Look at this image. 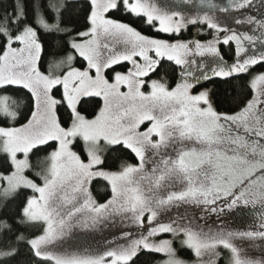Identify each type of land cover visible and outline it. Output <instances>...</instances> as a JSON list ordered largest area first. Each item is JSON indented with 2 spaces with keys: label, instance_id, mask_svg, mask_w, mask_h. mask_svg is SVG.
Here are the masks:
<instances>
[{
  "label": "snow or ice",
  "instance_id": "6c2138e0",
  "mask_svg": "<svg viewBox=\"0 0 264 264\" xmlns=\"http://www.w3.org/2000/svg\"><path fill=\"white\" fill-rule=\"evenodd\" d=\"M259 3L264 9V0ZM207 6L228 15L188 17L159 0H89L83 30L67 26L66 0H49L47 14L40 0L31 13L24 0H15L13 11L0 15V88L22 87L33 104L26 123L0 127V260L134 264L147 252L163 254L162 264H186L173 247L178 240L195 264H219L221 248L227 264H264L248 258L238 243L264 241V212L248 231L226 232L222 220L239 205L264 208V72H250L264 63V51L250 54L248 47L264 44V13L259 19L243 14L254 0H228L227 7L207 0ZM112 12L143 17L175 39L144 35L111 18ZM229 19L253 27L240 32ZM189 25L204 27L182 39ZM205 31L210 38H198ZM233 42L229 62L219 46L232 52ZM164 59L179 68L174 86L164 77L151 79ZM125 62L131 66L115 70ZM240 74L250 76L249 91L238 93L227 110L214 106L209 90L194 94L202 81ZM10 101L0 95V115L15 120ZM77 141L84 158L73 150ZM113 146L132 158L109 163ZM41 150L45 154L33 163ZM98 178L110 189L103 203L90 190ZM12 201H18L14 208ZM188 208L202 215L189 216ZM209 215L221 221L215 230ZM77 227H111L116 234L92 250H64V239ZM160 234L172 239H153ZM21 245L26 251L18 260Z\"/></svg>",
  "mask_w": 264,
  "mask_h": 264
},
{
  "label": "trees",
  "instance_id": "16d2710c",
  "mask_svg": "<svg viewBox=\"0 0 264 264\" xmlns=\"http://www.w3.org/2000/svg\"><path fill=\"white\" fill-rule=\"evenodd\" d=\"M34 0H24L26 9L31 13V7ZM49 0H40L42 6H44L46 14L48 13L47 4ZM89 0H66L67 10L64 12V19L69 21L67 24L68 27L73 29H80L81 25L87 22V11H88ZM15 7V0H0V15L4 13H11ZM111 18L118 19L122 22L129 23L131 26L136 28L144 35H148L154 38L173 40L175 37L173 34H166L163 32H158L153 29V27L147 24L143 17H137L134 15H130L124 12H112ZM158 26V23H157ZM204 27L200 25H189L186 30H183L180 34L182 39H190L194 34H196L197 28ZM43 35V33H42ZM209 36L207 35V31H205L204 35L199 36L200 39H207ZM49 41L53 39L51 36L45 37ZM232 52H229L228 45H220V50L222 54L228 53L224 55V59L231 62L232 56L234 54L235 45L232 43ZM63 55V53H61ZM79 58L77 59V66L80 64ZM130 64L126 62L114 66L115 70L123 71L126 67H130ZM264 70V63L257 64L250 69V72L254 74L259 70ZM43 70V69H42ZM179 68L174 65L173 62H169L166 59L161 61V64L156 73L151 74V79H158L160 77H164L165 80L174 86L177 78H178ZM250 79V76L247 74H240L236 78H228L226 80H222L220 78H213L211 80L205 81L200 84L197 88L200 87H208L210 89V94L215 102V107L218 110H227L233 106L234 98L237 97V94L241 91L247 93L249 89L247 88V81ZM0 95H7L11 98V101H15L14 104L10 101V106L13 111L17 113V118L12 120L9 117L4 115H0V127H19L21 124L26 123L27 119L31 116V111L33 110V104L31 102V95L22 87L19 86H6L4 88H0ZM91 110V109H90ZM51 144V142H50ZM50 151L51 148L49 147ZM74 150L78 152L82 156L85 157V152L83 151V142L77 141L75 142ZM45 152L41 150L38 153H35L31 159L33 163H35L38 156H43ZM131 159L132 154L130 152L122 151L119 146H113L112 151L109 154V163L115 161L118 163V159ZM3 154H0V160H3ZM132 162H135L134 159ZM37 181L40 183V180L35 177ZM90 190L92 192L93 197L100 203H103L105 200L110 198V189L107 186L106 181L103 179H96L92 182L90 186ZM18 201H12L9 205L10 208H14ZM28 233L36 231L35 228H29L26 230ZM22 256L17 259H23V253L26 251L23 245H21ZM177 254L179 256H184L187 258H194V254L188 248L179 247L177 249ZM163 254L156 253H147L141 252L136 258H134V264H159L164 259ZM0 264H15L12 260H0ZM32 264H50V262H45L39 260V258H32ZM219 264H226L223 258Z\"/></svg>",
  "mask_w": 264,
  "mask_h": 264
},
{
  "label": "rangeland",
  "instance_id": "374dc122",
  "mask_svg": "<svg viewBox=\"0 0 264 264\" xmlns=\"http://www.w3.org/2000/svg\"><path fill=\"white\" fill-rule=\"evenodd\" d=\"M212 2L223 7L228 6V0H212ZM159 3L161 7H165L169 10L179 11L188 17H192L197 14L203 15L204 12H208L209 15H215L217 17H220L221 19H223L226 15H228L226 13H221L218 9L210 10L207 6V3L202 5L198 3L196 0H191V3H185L184 0H159ZM254 3L256 5L254 8H249L242 11L244 15H254L257 17V19H259L261 13H264V9L260 8L259 0H254ZM229 24L232 27L237 28V30L240 32H249L250 28L253 27L247 24L242 26H236L234 24H231V19H229ZM248 47L250 50V54L259 55L261 51H264V44H261L260 42H257L255 45H249ZM261 72H264V70L263 69L259 70L254 74H258ZM202 90H209V94H210V89L208 87L196 88L194 94ZM20 158H22V156ZM26 175H28L30 178L36 180V182L39 183L32 172H26ZM252 209L253 207L251 205L247 207L243 205H239L236 208L232 209L231 211L226 210L222 217L225 231L226 232L248 231V230H252L253 226H258L259 221L250 215V210ZM179 211L181 214H183L185 212V209L181 208ZM187 214L189 216L202 215V213L198 209H194V208H188ZM173 215H176V213L173 212ZM220 222L221 221L217 220V217L215 215L208 216V224L213 228V230L216 229V225H218ZM200 223H203V221H200ZM113 234H116V229L111 227L106 230L96 231V232L85 231L77 227L74 228L72 232L64 239L62 247L66 251H74V252L83 251L84 249L92 250L102 245L104 238H111ZM153 239L155 240L172 239V234H160L158 237H155ZM238 243L247 252L248 258L255 260L264 259V241H261L260 239H255V240L245 239L242 241H238ZM173 247L177 251V249L182 246L177 240L176 242H174ZM220 251L223 254L224 262H226L227 264V256H228L227 250L221 248ZM177 256L181 260L185 261L186 264H195V257L187 258L184 256H179L178 254ZM165 259L166 257H164L162 261H164ZM162 261L159 264H162ZM220 261L221 259L219 260V262Z\"/></svg>",
  "mask_w": 264,
  "mask_h": 264
},
{
  "label": "flooded vegetation",
  "instance_id": "af4514ba",
  "mask_svg": "<svg viewBox=\"0 0 264 264\" xmlns=\"http://www.w3.org/2000/svg\"><path fill=\"white\" fill-rule=\"evenodd\" d=\"M196 1L200 3V0H196ZM205 3H207L206 0ZM261 212H264V208H262L259 204H257L255 208L250 210V215L259 221V215Z\"/></svg>",
  "mask_w": 264,
  "mask_h": 264
}]
</instances>
